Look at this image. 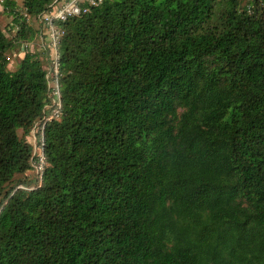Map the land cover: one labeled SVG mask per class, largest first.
<instances>
[{
	"label": "trees",
	"instance_id": "1",
	"mask_svg": "<svg viewBox=\"0 0 264 264\" xmlns=\"http://www.w3.org/2000/svg\"><path fill=\"white\" fill-rule=\"evenodd\" d=\"M64 1L0 3V264H264V0L85 3L48 76Z\"/></svg>",
	"mask_w": 264,
	"mask_h": 264
},
{
	"label": "rangeland",
	"instance_id": "2",
	"mask_svg": "<svg viewBox=\"0 0 264 264\" xmlns=\"http://www.w3.org/2000/svg\"><path fill=\"white\" fill-rule=\"evenodd\" d=\"M2 2V0H0V3ZM17 2L19 3L20 5V10L22 12V5L24 3V0H17ZM27 24H29L32 29H33V35H34V40L31 42V45H29V48L30 50H35L36 53L42 58V62L44 63V69L47 71L48 73V76H50L52 74V62L51 60L53 59V52H52V47H51V44H50V40L48 39V31H44L45 30V27L46 25L44 26L39 19H36V18H30V17H27V20H26ZM13 23V18L12 17H9L7 16L4 11H3V7L0 5V26H1V29L5 32L6 36L12 40V38L14 37V33L9 31V28L11 27ZM40 31H43V34L45 35V39L42 40V36H41V33H39ZM36 33H38L39 35V39L37 38L36 39ZM47 34V35H46ZM48 42H49V46H48ZM47 46L48 47V53L47 51L43 48V46ZM49 48H50V53H49ZM19 49L20 47L19 46H15L13 48V51H9L7 53V56H8V59H9V69L11 71H15L17 69V65L19 64V62L22 60V54L20 56H18V52H19ZM18 51V52H17ZM51 79V78H50ZM50 86L53 85L52 82L49 83ZM37 133L38 131H36V128L33 129L32 131V135L29 136L28 138V142L31 143L32 145H35L36 143V136H37ZM20 137H22V134L20 132ZM35 177L34 175V172L33 171H28L26 172L24 175H21V176H18L15 181L13 183H11L9 186H8V190H10L11 188L13 187H16L20 184H24V183H27L31 180H33ZM27 187L25 185H22V187ZM31 188H35L36 187V183H33L31 185H29ZM20 188V186L18 187Z\"/></svg>",
	"mask_w": 264,
	"mask_h": 264
},
{
	"label": "built area",
	"instance_id": "3",
	"mask_svg": "<svg viewBox=\"0 0 264 264\" xmlns=\"http://www.w3.org/2000/svg\"><path fill=\"white\" fill-rule=\"evenodd\" d=\"M101 2L102 0H66L64 2H61L57 7L55 6L50 15L44 17V20H46L48 22L49 27H51L50 44L53 52L52 62L54 63V68L52 70L55 72V74L58 73L59 66L57 46L60 42L61 37L63 36V33L57 30L52 22L54 20L67 21L70 18L79 17L80 15L89 11L88 8H84L82 6L83 4L88 3L91 6H98ZM40 150L41 152L39 154V162L37 169L38 171H43L46 158L43 153V150ZM35 153H37V150H35Z\"/></svg>",
	"mask_w": 264,
	"mask_h": 264
}]
</instances>
